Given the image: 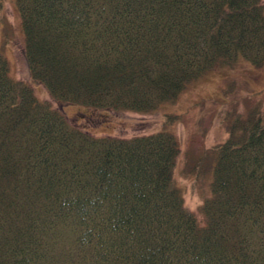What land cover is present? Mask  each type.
<instances>
[{
  "label": "trees",
  "instance_id": "obj_1",
  "mask_svg": "<svg viewBox=\"0 0 264 264\" xmlns=\"http://www.w3.org/2000/svg\"><path fill=\"white\" fill-rule=\"evenodd\" d=\"M30 79L60 103L150 112L240 58L264 64L262 0H15ZM199 222L166 130L95 136L0 55V264H264V121L233 108Z\"/></svg>",
  "mask_w": 264,
  "mask_h": 264
},
{
  "label": "rangeland",
  "instance_id": "obj_2",
  "mask_svg": "<svg viewBox=\"0 0 264 264\" xmlns=\"http://www.w3.org/2000/svg\"><path fill=\"white\" fill-rule=\"evenodd\" d=\"M264 14V0H262ZM24 33L15 0H0V55L12 79L27 83L40 101L63 112L70 124L95 136L129 138L166 130L180 146L174 179L184 206L199 222L200 207L210 196V171L196 174L192 160L208 148L221 143L227 135L228 111L236 108L242 116L258 108L264 121V64L254 67L240 58L233 67H214L189 82L178 97L150 112L104 109L60 103L50 97L44 86L30 79L24 56Z\"/></svg>",
  "mask_w": 264,
  "mask_h": 264
}]
</instances>
